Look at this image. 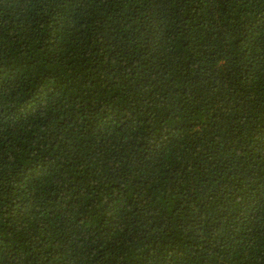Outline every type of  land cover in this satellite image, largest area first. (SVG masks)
Wrapping results in <instances>:
<instances>
[{
  "label": "trees",
  "instance_id": "obj_1",
  "mask_svg": "<svg viewBox=\"0 0 264 264\" xmlns=\"http://www.w3.org/2000/svg\"><path fill=\"white\" fill-rule=\"evenodd\" d=\"M0 264H264V0H0Z\"/></svg>",
  "mask_w": 264,
  "mask_h": 264
}]
</instances>
